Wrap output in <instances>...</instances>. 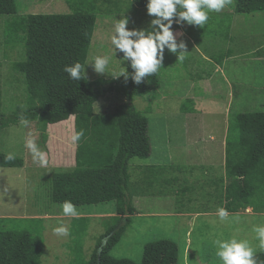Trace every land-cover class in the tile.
Masks as SVG:
<instances>
[{"label": "rangeland", "instance_id": "374dc122", "mask_svg": "<svg viewBox=\"0 0 264 264\" xmlns=\"http://www.w3.org/2000/svg\"><path fill=\"white\" fill-rule=\"evenodd\" d=\"M68 1L17 0L21 16L77 12V1ZM112 1L86 0L79 4L81 10L92 9L97 17L87 63L97 55L110 58L107 74H97L91 65L86 66L89 81L114 80L117 78L112 75L127 70L123 53H115L110 41L117 20L127 16L129 29H147L154 18L144 14L141 19L139 13L145 11L136 12L128 0ZM234 10L235 0H231L222 12H210L211 18L203 28L181 25L188 33L182 38L187 45L184 60L178 61L165 49L159 69L160 88L133 101L149 119L152 154L145 160L133 159L129 172L131 182L144 184L142 188L148 194L134 199L140 214L133 216L132 225L112 250L114 257L141 263L147 244L171 240L178 244L179 264H222L215 254L214 239L235 236L249 240L254 247L258 244L252 228L264 224V211L240 208L224 221L217 216L218 208L226 209V189L231 183L225 169L230 114L264 110V12L231 16ZM14 20L15 16H0L2 109L6 115L28 104L25 77L14 69L16 63L24 61L25 53L20 48L14 50L13 45L5 46L6 22ZM228 51L234 52L235 58L226 61L222 72L214 73L216 64L212 61L217 62ZM211 74L213 89L207 87ZM223 89L224 94L220 93ZM226 94L228 97L223 96ZM125 103L122 94L112 92L96 104L95 111L113 113ZM74 125L71 118L44 133L40 122H31L27 128L19 124L0 133V151L22 158L25 164L23 168H0V219L7 221L0 230L40 235L44 241L43 264H86L106 232L104 218L116 210L113 202L77 207L79 217L86 219L74 223L75 218L60 215L61 208L52 201L53 175L75 167L77 145L71 141ZM28 136L47 153V166L34 162L24 147ZM163 164L179 169L164 176L147 170ZM164 178L170 183L163 185L167 182ZM61 222L68 226L67 237L53 234L52 229ZM82 226L86 233L78 235ZM261 253L257 249L255 255Z\"/></svg>", "mask_w": 264, "mask_h": 264}, {"label": "trees", "instance_id": "16d2710c", "mask_svg": "<svg viewBox=\"0 0 264 264\" xmlns=\"http://www.w3.org/2000/svg\"><path fill=\"white\" fill-rule=\"evenodd\" d=\"M76 1L78 11L74 12L73 9L72 14L21 16L17 0H0V16H15L14 21L6 22L3 31L5 46L13 45L14 50L20 48L25 53L24 61L16 63L14 69L24 75L28 95L27 105L18 106L10 115L3 112L0 64V133L8 127L18 126L21 117L30 123L40 122L44 133L48 132L49 127L74 118L75 128L71 131L76 133L83 130L84 136L76 142L74 169L53 175L52 201L61 205L69 200L79 208L111 202L116 204L115 212L104 218L107 221L106 232L86 264H179V247L171 240L147 244L141 263L112 255V250L119 244L138 212L134 199L148 194L147 189L142 188L144 184L140 186L137 182H131L129 172L133 159L145 160L152 154L149 119L136 108L133 101L159 89L161 82L159 71L139 85L130 77L125 80L123 76L110 81H89L87 78L80 82L71 80L63 69L76 62L87 64L97 24L92 9L79 8V4L86 3V0ZM108 2L114 3L112 0ZM128 2L136 12L138 9L145 11L138 14L141 19L148 14V0ZM262 12L264 0H235L234 13L238 15ZM176 27L178 24L173 23L172 29ZM224 60L225 56H221L216 63L224 66ZM127 71H133L130 61H127ZM112 92L122 94L126 103L113 113L97 114L96 104ZM230 116L225 138L226 178L231 180L226 189V209L229 213L238 212L240 208L263 212L264 110ZM47 141L48 134L44 136V143ZM7 155L0 151V168L24 167L22 158L14 156L13 160H7ZM178 169L175 165L166 164L147 168L162 176ZM165 181L163 185L168 181L170 183V179ZM84 219L86 217L75 218L74 223ZM6 222L0 219V225ZM85 233L82 226L78 235ZM43 255L44 241L40 235L0 230V264H43ZM255 258L257 264H264V253L255 255Z\"/></svg>", "mask_w": 264, "mask_h": 264}, {"label": "clouds", "instance_id": "9594fccd", "mask_svg": "<svg viewBox=\"0 0 264 264\" xmlns=\"http://www.w3.org/2000/svg\"><path fill=\"white\" fill-rule=\"evenodd\" d=\"M229 4L231 0H148V15L154 17L148 29H129L127 16L117 20L113 25L111 45L115 53L117 50L123 53L124 61H130L133 71L131 73L127 70L121 71L118 75L112 76L114 78L123 76L125 80L130 77L135 84H141L162 67L165 49L175 54L178 61H183L187 53V45L183 41L177 43V36L172 29L173 23L203 27L209 19L210 12L220 13ZM109 64L108 56L97 55L86 65L76 62L73 65H66L63 71L71 80L80 82L87 78V65H91L97 74H107ZM29 124L28 119L20 118L22 127L27 128ZM83 136L84 131L80 130L71 136V141L79 142ZM24 147L31 153L34 162L42 167L47 166V153L37 145L34 137H26ZM5 158L13 160L14 155L9 153ZM59 207L60 215L79 218L80 213L71 201L65 200ZM229 215L227 209L222 207L217 209L220 220H227ZM52 231L59 237L70 235L68 226L62 222ZM252 232L255 234V240L258 241L255 247L249 240L238 239L235 236L228 239L216 238L212 241L216 247L215 254L222 264H257L255 258L257 249L264 252V224L254 225Z\"/></svg>", "mask_w": 264, "mask_h": 264}, {"label": "crops", "instance_id": "0c3cea01", "mask_svg": "<svg viewBox=\"0 0 264 264\" xmlns=\"http://www.w3.org/2000/svg\"><path fill=\"white\" fill-rule=\"evenodd\" d=\"M235 13L234 12H230V15L232 16V15H234ZM174 33L176 34V36H177V43L178 42H181L183 39V37L184 36H186V34H185V32L187 33V31H186V29H183L182 28V26L181 25H178V27H176L174 30ZM188 34V33H187ZM235 58V53L234 52H232V51H228L227 53H226V55H225V60H224V63L223 64H226V61L227 60H232V59H234ZM212 61V60H211ZM212 63H215L216 64V66H215V71H214V73H219L220 71L222 72V66L221 65H218L216 62H214V61H212ZM213 73V74H214ZM213 74H211V75H209L208 76V78H209V83H208V86L207 87H210V88H212L213 89V85L211 84V79L213 78ZM223 82H224V80H223ZM207 90H208V88H207ZM220 93H226L225 92V90L223 89ZM231 94V93H230ZM229 94V95H230ZM228 94H226V95H223V96H227ZM228 97V96H227ZM140 213L139 212H137V214L136 215H139ZM164 214H166V213H164Z\"/></svg>", "mask_w": 264, "mask_h": 264}, {"label": "water", "instance_id": "95a60500", "mask_svg": "<svg viewBox=\"0 0 264 264\" xmlns=\"http://www.w3.org/2000/svg\"><path fill=\"white\" fill-rule=\"evenodd\" d=\"M118 229H120V227H119ZM118 229H117V230H118ZM114 233H115V232H114Z\"/></svg>", "mask_w": 264, "mask_h": 264}]
</instances>
